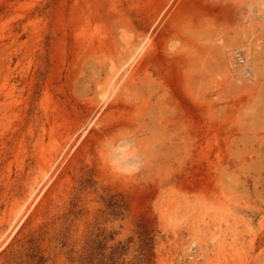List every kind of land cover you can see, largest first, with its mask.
Masks as SVG:
<instances>
[{
	"label": "rangeland",
	"instance_id": "rangeland-1",
	"mask_svg": "<svg viewBox=\"0 0 264 264\" xmlns=\"http://www.w3.org/2000/svg\"><path fill=\"white\" fill-rule=\"evenodd\" d=\"M111 252L264 264V0H0V264Z\"/></svg>",
	"mask_w": 264,
	"mask_h": 264
},
{
	"label": "trees",
	"instance_id": "trees-1",
	"mask_svg": "<svg viewBox=\"0 0 264 264\" xmlns=\"http://www.w3.org/2000/svg\"><path fill=\"white\" fill-rule=\"evenodd\" d=\"M101 256H102V258L98 260L99 264H117L116 263L117 258H116L115 252H111L107 256L104 254H101ZM84 259H85V261H87L90 264V263H92L93 255L91 254L90 256H86V257H84ZM105 259H106V261H105Z\"/></svg>",
	"mask_w": 264,
	"mask_h": 264
},
{
	"label": "bare ground",
	"instance_id": "bare-ground-1",
	"mask_svg": "<svg viewBox=\"0 0 264 264\" xmlns=\"http://www.w3.org/2000/svg\"><path fill=\"white\" fill-rule=\"evenodd\" d=\"M131 63H132V62H131ZM113 66H114V65H113ZM19 219H20V220L22 219V218H21V216H20V218H19ZM20 220H19V221H20Z\"/></svg>",
	"mask_w": 264,
	"mask_h": 264
}]
</instances>
